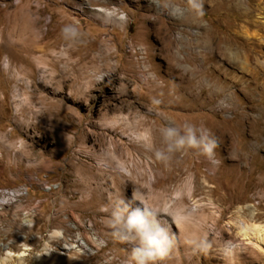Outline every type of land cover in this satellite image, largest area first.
<instances>
[{
	"label": "rangeland",
	"instance_id": "1",
	"mask_svg": "<svg viewBox=\"0 0 264 264\" xmlns=\"http://www.w3.org/2000/svg\"><path fill=\"white\" fill-rule=\"evenodd\" d=\"M185 122L214 158H157ZM134 191L159 264H264V0H0V264H127L101 208Z\"/></svg>",
	"mask_w": 264,
	"mask_h": 264
},
{
	"label": "clouds",
	"instance_id": "2",
	"mask_svg": "<svg viewBox=\"0 0 264 264\" xmlns=\"http://www.w3.org/2000/svg\"><path fill=\"white\" fill-rule=\"evenodd\" d=\"M164 147L157 150L158 159H167L177 151L196 150L209 159L219 146L211 131L185 122L162 129ZM101 211L108 213L106 226L119 242L130 245L127 264H159L174 246V236L164 226L157 208L140 200L135 191L130 199H118Z\"/></svg>",
	"mask_w": 264,
	"mask_h": 264
},
{
	"label": "bare ground",
	"instance_id": "3",
	"mask_svg": "<svg viewBox=\"0 0 264 264\" xmlns=\"http://www.w3.org/2000/svg\"><path fill=\"white\" fill-rule=\"evenodd\" d=\"M138 138L139 139H142V140H144V141H146L147 142V144H148V146H151L153 143H152V135L151 134H147V133H145V134H141L140 136H138ZM116 159H118L117 158V156H115V155H112V157H111V161H113V160H116ZM125 164V163H124ZM123 163H121V162H119V166H120V168L123 170V171H125V173H128L129 174V170L125 167V165H124ZM120 169V170H121ZM150 177L151 178H154V175L151 173V175H150ZM23 227L26 229V230H30V228H31V222L29 221V220H26V221H24V223H23ZM263 226H260V225H256V224H251V225H246V224H243L242 226H241V228H240V232L242 233H244V235L245 236H247V234H246V232H248V231H253V232H255L256 234H259V233H261V232H263L264 230H263ZM80 246H81V250L83 249L84 250V252L86 251H88V246L86 245V243L85 242H82V243H80Z\"/></svg>",
	"mask_w": 264,
	"mask_h": 264
}]
</instances>
